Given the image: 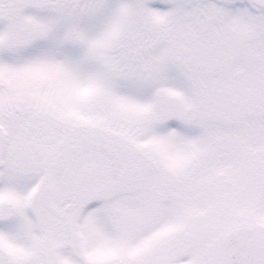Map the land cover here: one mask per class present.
Segmentation results:
<instances>
[{
	"label": "snow or ice",
	"instance_id": "6c2138e0",
	"mask_svg": "<svg viewBox=\"0 0 264 264\" xmlns=\"http://www.w3.org/2000/svg\"><path fill=\"white\" fill-rule=\"evenodd\" d=\"M0 264H264V0H0Z\"/></svg>",
	"mask_w": 264,
	"mask_h": 264
}]
</instances>
